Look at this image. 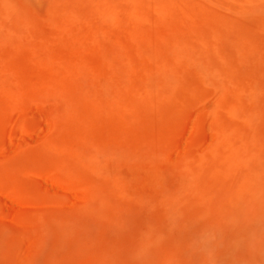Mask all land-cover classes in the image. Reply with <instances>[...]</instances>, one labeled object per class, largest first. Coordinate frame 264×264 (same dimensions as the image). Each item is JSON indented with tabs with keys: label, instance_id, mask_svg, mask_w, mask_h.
<instances>
[{
	"label": "rangeland",
	"instance_id": "rangeland-1",
	"mask_svg": "<svg viewBox=\"0 0 264 264\" xmlns=\"http://www.w3.org/2000/svg\"><path fill=\"white\" fill-rule=\"evenodd\" d=\"M179 4L188 8L185 0ZM249 6L259 41L249 43L243 32V44L257 57L247 55L239 64L231 54L240 77L231 80L225 106L214 87L207 89L224 140H210V113L199 126L206 113L181 88L161 109L128 113L112 131L92 120L89 134L75 118L89 114L73 105L67 122L72 139L63 149L42 140L1 156L0 264H264V0H249ZM52 15V0H0V41L10 49L1 54L32 66L24 53L10 52L18 36L32 33L28 25L45 34ZM97 42L113 47L107 39ZM41 44L52 48L46 38ZM37 92L47 110L55 98ZM184 134L193 142L191 155L172 150ZM42 169L78 191L46 185ZM4 192L21 206H6Z\"/></svg>",
	"mask_w": 264,
	"mask_h": 264
},
{
	"label": "bare ground",
	"instance_id": "bare-ground-1",
	"mask_svg": "<svg viewBox=\"0 0 264 264\" xmlns=\"http://www.w3.org/2000/svg\"><path fill=\"white\" fill-rule=\"evenodd\" d=\"M185 3L188 8H182L179 0H52L47 32L35 33L28 25L32 33L18 36L10 52L24 53L32 66L5 58L1 51L10 49L0 41V164L1 156L28 151L34 141L63 149V141L72 139L67 122L73 117V105L89 114L75 116L89 134L92 120L102 121L112 131L113 122H126L128 113L140 117L144 110L161 109L180 88L191 104L201 105L206 113L198 125H206L208 111L214 127L210 140L222 142L217 128L221 119L207 89L214 87L219 103L225 104L227 95L231 96V80L240 77L231 54L239 64L247 55L257 57L250 44H243L242 36L245 32L249 43L258 44L254 11L249 0ZM232 14L244 24L231 18ZM195 15L203 23H197ZM54 19L61 23L58 28ZM45 38L51 49L42 46ZM101 38L115 48L101 45L97 42ZM37 88L55 98L47 110L38 103ZM23 108L35 116V123L23 117ZM180 110L194 120L189 108L181 106ZM188 136L184 134L172 150L191 155L193 142ZM39 173L46 185L78 191L46 169ZM3 195L9 208L21 206L15 194Z\"/></svg>",
	"mask_w": 264,
	"mask_h": 264
}]
</instances>
